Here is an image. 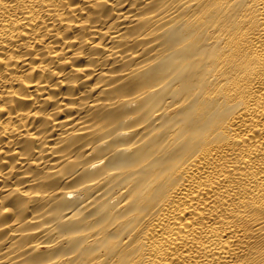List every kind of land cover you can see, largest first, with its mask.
<instances>
[{
	"label": "bare ground",
	"instance_id": "1",
	"mask_svg": "<svg viewBox=\"0 0 264 264\" xmlns=\"http://www.w3.org/2000/svg\"><path fill=\"white\" fill-rule=\"evenodd\" d=\"M0 264H264V0H0Z\"/></svg>",
	"mask_w": 264,
	"mask_h": 264
}]
</instances>
